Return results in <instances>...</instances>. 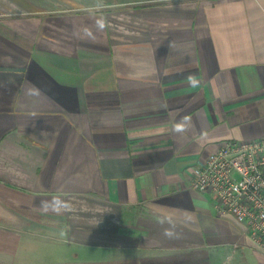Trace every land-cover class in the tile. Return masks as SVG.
Wrapping results in <instances>:
<instances>
[{
  "label": "crops",
  "instance_id": "obj_1",
  "mask_svg": "<svg viewBox=\"0 0 264 264\" xmlns=\"http://www.w3.org/2000/svg\"><path fill=\"white\" fill-rule=\"evenodd\" d=\"M48 2L0 0V264H26L39 234L89 264L182 250L264 264L188 188L226 139L264 135V0ZM56 196L70 209L43 212ZM15 211L30 215L23 230Z\"/></svg>",
  "mask_w": 264,
  "mask_h": 264
},
{
  "label": "built area",
  "instance_id": "obj_2",
  "mask_svg": "<svg viewBox=\"0 0 264 264\" xmlns=\"http://www.w3.org/2000/svg\"><path fill=\"white\" fill-rule=\"evenodd\" d=\"M188 188L209 194L216 214L241 225L264 254V135L226 139L199 160Z\"/></svg>",
  "mask_w": 264,
  "mask_h": 264
},
{
  "label": "rangeland",
  "instance_id": "obj_3",
  "mask_svg": "<svg viewBox=\"0 0 264 264\" xmlns=\"http://www.w3.org/2000/svg\"><path fill=\"white\" fill-rule=\"evenodd\" d=\"M177 2L185 3H195L198 0H174ZM46 7L49 11H56L67 5L55 4L49 0L48 4L41 5ZM7 211L0 213V222L3 221L7 223L6 216ZM15 218V226L24 229L23 218L25 216H30L24 211H15L11 213ZM38 219V217H37ZM24 243H21V247ZM26 245V243H25ZM24 250V246L21 249ZM26 250V249H25ZM27 251V250H26ZM29 258L26 264H54L55 262H76L79 264H89L83 261L85 256H88L87 250L80 247L77 249L69 240L65 237L51 238L44 236V234H39L34 237V241L28 243ZM77 258V259H76ZM61 260V261H60ZM80 260V262H77ZM66 264V263H65ZM98 264V263H96ZM104 264V263H102ZM106 264H217L216 259L210 256L206 251L203 250H182L171 254L159 253H143L135 255H119L112 260L110 263Z\"/></svg>",
  "mask_w": 264,
  "mask_h": 264
},
{
  "label": "clouds",
  "instance_id": "obj_4",
  "mask_svg": "<svg viewBox=\"0 0 264 264\" xmlns=\"http://www.w3.org/2000/svg\"><path fill=\"white\" fill-rule=\"evenodd\" d=\"M189 81L193 85L196 84V81L192 78H189ZM29 94L35 95L37 93L35 91L30 90ZM186 123H187V119L184 122L176 124L173 130L176 132H183L185 130ZM40 207L41 210L45 213L49 211L60 213L62 211H67L70 209L69 203L63 200L59 196L53 197L50 201H42ZM160 223L162 225L164 224L168 225V227H165L163 229V233H162L163 236L169 239L177 237V232H176L177 225L171 217L162 218L160 220Z\"/></svg>",
  "mask_w": 264,
  "mask_h": 264
}]
</instances>
